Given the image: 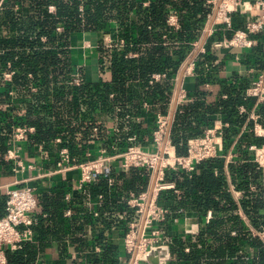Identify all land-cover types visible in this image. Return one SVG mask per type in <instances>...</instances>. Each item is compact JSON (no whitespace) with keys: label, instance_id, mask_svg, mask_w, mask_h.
Returning a JSON list of instances; mask_svg holds the SVG:
<instances>
[{"label":"trees","instance_id":"1","mask_svg":"<svg viewBox=\"0 0 264 264\" xmlns=\"http://www.w3.org/2000/svg\"><path fill=\"white\" fill-rule=\"evenodd\" d=\"M50 6L54 8L52 13L48 11ZM209 11L206 0H4L0 8V83L1 74L9 65L14 73L11 88L21 98H29V102L27 114L23 116L0 115V172L9 167L4 155L13 125L35 128L28 139L30 146L45 145L59 138L67 141L63 146L78 158L74 138L68 139L64 133L71 134V124L81 120V116L93 121L96 109H100L109 120L115 121L118 130L126 127L137 132L139 125L129 118L140 116L144 103L150 106L151 116L157 111L164 113L181 63L192 52L191 44L199 39ZM171 13L177 17V29L167 23ZM57 27L61 31H56ZM80 33L109 34L113 45L123 41L118 50L100 45L101 55L110 59L109 81L70 84L78 68L70 59L69 41L71 36ZM218 35L207 41L206 53L196 57L199 87L204 83H225L217 79V66L210 49ZM129 53L135 56H128ZM154 74L164 77L154 81ZM30 83L37 86L36 93L25 90ZM243 84L233 87L230 84L223 92L227 98L213 105L204 101L205 93L199 89L192 102L178 106L174 112L169 140L177 155L186 154L188 140L204 134L205 115L216 112L229 125L224 131L222 152L226 154L233 146L236 157L227 168L217 158L201 162L191 173L166 171L165 181L173 182L179 195L161 192L159 203L170 200L173 212L189 210L200 219L195 235L169 240L168 264H264V242L252 236L246 222L235 213L239 204L251 226L257 230L264 227L261 172L251 162L247 149L249 145L264 143V138L252 134L237 138L245 123V115L238 114V107L244 104L242 94L246 87ZM5 90L0 95L8 98ZM257 113L264 119V103L258 105ZM48 117L52 121H47ZM126 172L130 175L126 188L135 192L144 189L145 170L130 168L112 171L108 175L113 180L112 186L101 179L90 186L89 192L103 197L113 193L115 179L125 176ZM230 185L242 193L238 203L229 190ZM250 185L256 188L254 192H249ZM46 202L43 196L44 211ZM59 203L60 200L55 201L57 207ZM4 209L5 197L0 196V217ZM208 211L211 218L205 222ZM73 240L79 254L73 264H119L118 247L106 245L100 253H94L84 239ZM5 256L7 264H33L35 259L33 245L29 243H23L15 251L7 250Z\"/></svg>","mask_w":264,"mask_h":264},{"label":"crops","instance_id":"2","mask_svg":"<svg viewBox=\"0 0 264 264\" xmlns=\"http://www.w3.org/2000/svg\"><path fill=\"white\" fill-rule=\"evenodd\" d=\"M3 1L4 0H0V4H2ZM206 3L208 4V0H206ZM231 16L235 23V27H239L241 22L246 18L241 12L232 13ZM215 35H218V33ZM218 36L219 37H216L215 40L229 37L230 33L219 32ZM108 37H111V35L82 33L70 37V59L78 68L79 73L84 77L86 83H99L110 80V59L108 56H102L100 53V45H107L106 40ZM254 38L256 43L253 48L240 55L237 54V56L235 53L224 50H212L210 48L211 54L215 58L214 65L217 66L215 70L217 79L224 81L225 83L223 84H219L218 82L216 84L204 83L199 87L195 70L194 73H188L189 71L185 70L194 56V54L191 53L188 55L185 61L181 63L175 79V86L172 91L170 102L165 112L162 113L163 115L169 116L171 120L169 132L174 112L177 107L180 106L175 104V95L178 89H182L186 95L182 105L192 102L194 95L197 94L199 89L205 93L204 101L207 104L213 105L219 99L224 100L227 98V95L223 92L230 84L233 87L243 82V85L247 88L255 77L260 72L264 71V37L257 35ZM199 42L201 45L202 41ZM129 55H131V57L135 56L132 53H129L128 56ZM4 91L6 90L0 83V94ZM19 95L20 93L17 92L12 98L9 97L8 94V98L0 95V104H9L13 116H23L27 114L26 103L29 102V98L24 96L21 98ZM242 95H244V91ZM242 98L244 99V97ZM252 102L253 101L244 99L242 107L245 108L246 113L239 114L238 111L239 115H245V123L239 129L237 138L246 134H252L256 138H261L255 136L251 131L253 123L248 119L251 113H255L260 117L259 122L264 127V119L257 113L258 105L254 107ZM144 105L147 107L145 108ZM99 110L100 109H96L93 115V121L92 119H82L81 116V120L79 118L78 121L76 120L74 124H71V128H69L71 134L70 132L64 133L68 139L74 138L75 150H73L78 152L75 155H79L78 157H80V155L86 151H93L106 146L121 150L127 146L137 144L145 149H152V132L155 127L156 116L161 114L158 113L159 111L153 115V119V116H151L153 112L150 113V106L144 103L141 108L140 116H132L130 118L127 116L129 120L139 125L137 132H132L126 127L118 130L115 121L109 120L105 113ZM80 111L83 113L86 112L85 109H80ZM51 117H48L47 121H52ZM223 123L224 121H222L218 113L213 112L211 114H206L205 120L202 123V125L205 124L203 130L205 131L212 126H220ZM66 143L67 141H63L61 144L62 146H60L51 142L43 145L44 147L41 150L38 149L39 145L30 146L27 140V142L20 144L18 151L20 152L24 165L28 166L29 164H33L35 169H26L20 172L19 170L16 171L17 169H14L11 163H7L9 166L8 169L6 168L0 172V196L5 197L6 188H22L29 185L35 189L37 208L32 213L35 223L31 229L32 237L30 241L25 242L33 245L35 254L33 264H73L79 256L74 245V238L84 239L88 242L87 245L93 248V252L95 248L99 247L101 249L106 245L118 247L119 253L117 255V262L119 264H126L127 255L123 250L122 238L126 230V225L132 219L133 213L125 208V198L130 193L138 194L147 192L150 194L152 177L145 171L146 177L142 175L144 181H146L144 189L137 192L130 188H126V183H130V175L126 172L125 176L115 179V189L113 193L108 192L107 195L104 197L102 195L101 198H98V195H93L89 191V195L79 193L76 191L78 179L77 170L73 169L65 172L52 173L56 169L55 164L59 159V150L65 147L63 144ZM232 148L233 146L229 151H231ZM46 173L47 175L45 177H38L39 174L43 175ZM168 183L173 185V189L166 191H172L173 194L179 195V190L176 189L175 184L173 182ZM251 187L254 186L250 185L249 192H254L256 188L254 187V190H251ZM229 190L234 200L238 203L242 193L234 190L232 185H230ZM232 191L237 192L238 196L234 195ZM66 194H69V200H65ZM43 196H46L47 199L46 211H44L43 205L41 204V198ZM57 200H60L58 207L57 204H55ZM159 204L167 210L165 216L166 221L162 224L163 234L166 239L171 240L177 237L188 238L199 231L200 219L197 213L189 210L173 212L171 210L173 203L170 200L167 203H163L162 201V203ZM237 205L238 208L235 213L246 222L247 231L250 233L251 229L257 230V228L248 223L239 204ZM67 210L70 211V215L68 216L66 215ZM94 213H97V216H94ZM208 213L211 218V212L208 211L206 215ZM249 252L250 254L253 253L252 250ZM84 264L90 263L85 262Z\"/></svg>","mask_w":264,"mask_h":264},{"label":"built area","instance_id":"3","mask_svg":"<svg viewBox=\"0 0 264 264\" xmlns=\"http://www.w3.org/2000/svg\"><path fill=\"white\" fill-rule=\"evenodd\" d=\"M210 11L206 15L199 39L194 41L191 54H194L185 70L194 73L196 68V57L206 53L207 41L219 32H229L230 36L213 40L210 44L212 50H224L230 53L242 54L249 51L256 43L255 36L264 37V0H208ZM146 5V3H145ZM2 4H0L1 8ZM50 13L54 12L52 6L48 7ZM241 12L246 18L239 27H235L232 20V13ZM169 26L177 29V17L173 13L167 18ZM56 31H61L60 27ZM202 39V40H201ZM107 47L119 49L123 46V41L113 45L111 37L107 38ZM202 41L201 45L200 42ZM131 56V55H129ZM13 71L9 65L7 70L1 74V85L7 88L9 97H14L12 91ZM164 76L154 74L152 79L159 81ZM77 71L71 76L70 84L79 86L84 80ZM9 86V87H8ZM26 91L37 92L35 84H28ZM186 95L182 89H178L175 95V104L182 105ZM225 98V96H224ZM244 99L253 101L254 107L264 103V71L260 72L244 91ZM146 108L147 106L144 105ZM9 104H0V115H12ZM239 114H245L246 110L240 106ZM259 116L251 113L248 119L253 123L252 132L255 136L264 138V127L259 122ZM171 120L169 116L159 114L155 119V127L152 132V149L148 150L133 144L124 149L116 150L101 147L93 151H86L80 157L71 156L67 147L59 150V159L56 162V169L52 173L77 170L78 179L76 191L89 195V188L97 184L101 179H106L108 186L113 185L112 178L108 175L112 171H124L130 168L144 169L152 177L151 193L141 192L130 193L125 198V206L131 211L132 219L127 223L126 230L122 238V245L127 255L126 264H149L147 258L152 252H159L165 259H160L158 264H168L171 260L169 240L163 234L162 224H164L167 214L166 208L159 204V195L166 190H172L173 185L165 181L166 171H184L191 173L201 162L221 159L224 167L234 162L236 154L228 151L222 152L224 131L229 127L227 123L220 126H212L204 131L201 137L187 141L186 154L179 156L175 152L174 146L169 140V127ZM4 161L11 163L16 171L34 170L35 166L29 164L25 166L18 148L20 144L27 142L28 138L34 134L35 128L29 125H13ZM61 139H55L54 143L62 144ZM43 144L38 149H43ZM248 152L251 155V162L261 172V185L264 196V143L260 145H249ZM46 174H39L38 177H45ZM254 190V187H251ZM234 195L238 193L232 191ZM102 195L98 194V198ZM66 194L65 200H69ZM37 208L35 189L26 185L22 188H6L5 190V213L0 217V264H7L5 252L15 251L21 248L22 244L30 241L32 237V226L35 223L32 213ZM70 215V211H66ZM97 216V213H94ZM210 219L208 213L205 222ZM190 233V232H188ZM254 237H258L264 242V227L259 230H250ZM101 249L95 248L94 252L99 253ZM188 252V248H185Z\"/></svg>","mask_w":264,"mask_h":264},{"label":"water","instance_id":"4","mask_svg":"<svg viewBox=\"0 0 264 264\" xmlns=\"http://www.w3.org/2000/svg\"><path fill=\"white\" fill-rule=\"evenodd\" d=\"M160 259L163 260L165 258L159 252H152L149 254L147 261L149 262V264H158Z\"/></svg>","mask_w":264,"mask_h":264}]
</instances>
